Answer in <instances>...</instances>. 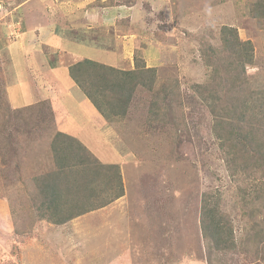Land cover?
I'll list each match as a JSON object with an SVG mask.
<instances>
[{
  "label": "rangeland",
  "instance_id": "obj_1",
  "mask_svg": "<svg viewBox=\"0 0 264 264\" xmlns=\"http://www.w3.org/2000/svg\"><path fill=\"white\" fill-rule=\"evenodd\" d=\"M91 1L0 0V264H264V207L250 199L244 207L243 189L255 195L243 177L228 172L212 117L192 98L193 85L207 82L211 73L201 41L218 47L223 27L252 42L251 90H264V20L251 13L259 0ZM113 7L117 18L106 20ZM88 10L106 15L91 16ZM78 13L104 28H85L93 23L82 21L81 33L73 30ZM40 35L48 38L39 40ZM63 35L101 36L97 42L106 50L98 60L106 66L134 69L141 60L155 68V92L138 89L127 116L108 121L84 88L72 84L68 69L76 62L57 51ZM73 49L82 58L90 53ZM162 86H179L180 96L169 116L153 124L150 104ZM47 103L56 109L55 125L63 109L62 122L82 121V143L101 162L120 164L125 186L123 198L57 232L45 222L33 229L30 218L18 222L9 204L12 199L20 208L16 185L52 166L58 128L43 126L53 121L41 113ZM204 194L220 199L233 226L229 252H211L203 239Z\"/></svg>",
  "mask_w": 264,
  "mask_h": 264
},
{
  "label": "trees",
  "instance_id": "obj_2",
  "mask_svg": "<svg viewBox=\"0 0 264 264\" xmlns=\"http://www.w3.org/2000/svg\"><path fill=\"white\" fill-rule=\"evenodd\" d=\"M252 10L253 17L264 20V0L257 1ZM99 37L78 40L90 53L70 66L68 72L72 82L84 88L88 99L105 119L112 121L120 117V120L127 116L138 89L155 92L157 70L147 68L141 60H136V67L128 70L104 65L98 60L106 50L102 42H97ZM219 40L218 47L201 41L202 59L211 73L207 82L193 85L192 98L212 117V133L219 141L228 172L234 178L243 177L247 181L246 189L255 195L252 197L243 189L244 207L248 209V199L264 207V182L257 181L264 177V90H251L247 71L248 67L255 66L254 46L251 41H242L237 30L231 27L221 29ZM175 96H180L179 86H162L153 95L149 111L153 124L169 116ZM45 106L47 109L41 113L49 114L53 121H48L49 118L43 126L56 127L54 106L48 103ZM52 136L51 168L45 163L48 171L16 185L14 198L20 201V208L9 200L17 221L30 218L35 230L41 222L66 225L125 196L120 164L101 162L83 143L66 133L56 130ZM229 221L221 212L220 199L204 194L200 225L209 251L234 249V231ZM247 239L251 242L250 234ZM208 261L212 262L211 255Z\"/></svg>",
  "mask_w": 264,
  "mask_h": 264
},
{
  "label": "crops",
  "instance_id": "obj_3",
  "mask_svg": "<svg viewBox=\"0 0 264 264\" xmlns=\"http://www.w3.org/2000/svg\"><path fill=\"white\" fill-rule=\"evenodd\" d=\"M93 1V0H92ZM91 1V2H92ZM91 2H89V3H91ZM42 7V6H41ZM114 8L115 7H113V8H111L109 11H108V13H106V14H96V11H93V10H88V13H90V15L91 16H100V15H106V20H108V19H110V20H112V19H114V18H117V16H116V11H112V10H114ZM116 9H119V8H116ZM130 9V8H129ZM93 11V12H92ZM131 11H132V8L130 9V13H131ZM118 12H120V11H118ZM47 14V13H46ZM88 17V14H79L78 13V15L76 16V17H74L73 18V22H74V26H73V30H76V31H79V33H81V31H82V27L84 26V25H82L81 23H82V21H83V23L85 22L86 24H88L89 25V23H93L92 25H90V26H85V28H95L96 26L98 27V25L97 24H100V25H102L103 24V22H101L100 23V21L98 22V23H95V21H89V19L87 18ZM50 17H49V15L47 14V24H48V27L50 28ZM98 20H100V18H98L96 21H98ZM43 25V24H42ZM71 29V28H70ZM72 30V29H71ZM28 30H26L25 32H27ZM25 32H24V34H25ZM30 33V32H29ZM32 34H33V32H32ZM28 36H30L28 33L27 34H25V38L26 37H28ZM45 38H48V37H46V36H43V35H40L39 37H38V39L39 40H44L45 41ZM81 38V37H80ZM73 40V41H72ZM82 40V39H81ZM74 41H78V39L76 38V37H74V38H72V39H68V38H66L64 35L63 36H61V39H60V41H59V47H58V52H61L62 50H64V52L66 53V54H68L69 56H72L73 58H74V62H78L79 60H81V58L82 57H78L77 56V54L75 53V51H74V49H73V47H82V45H78V43H76V42H74ZM63 43H65V44H63ZM88 56H91V57H94V55H88ZM44 59H45V61H46V57L44 56ZM83 59V58H82ZM36 63V62H35ZM53 67H55V66H53ZM58 69L59 68H54V70L53 71H55V72H57L58 71ZM67 73V72H66ZM68 74H69V72H68ZM72 84L74 85V83L72 82ZM48 86V85H47ZM74 87H75V85H74ZM43 90H45L46 89V86H44L43 88H42ZM76 90H78V88L76 87L75 88ZM67 95H70V93H67ZM55 111H56V109H55ZM64 112V113H63ZM63 112H62V114L60 115V117L56 120V128H58V131H61V132H63V133H66V134H68V135H70L71 137H73V138H75L76 140H78V141H80L81 143H82V121L81 122H79L77 125H76V123L75 122H72L71 123V125H67V124H69L70 122H68V123H65V122H62V120L64 119V117H65V115H66V111L63 109ZM65 114V115H64ZM64 123V124H63ZM81 124V125H80ZM71 126V127H70ZM61 128V129H60ZM107 163V162H106ZM109 163V162H108ZM110 163H112V162H110ZM84 217L85 216H80L79 218H76V219H74V220H72V221H70L69 223H67L66 225H63V226H56V225H52V224H48L47 226H49V228L50 227H52V228H56L55 230L53 229V230H51L50 232H52V231H61V229H64V228H68V227H70V226H72V225H75V224H78L79 222L80 223H82V221H84L85 219H84ZM45 223H47V222H45ZM44 227V226H43ZM42 227V228H43ZM48 228V229H49ZM44 229H45V227H44Z\"/></svg>",
  "mask_w": 264,
  "mask_h": 264
}]
</instances>
